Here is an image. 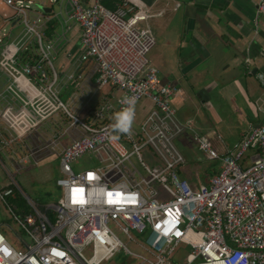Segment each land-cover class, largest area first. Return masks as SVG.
Masks as SVG:
<instances>
[{
  "label": "built area",
  "instance_id": "2783aa9c",
  "mask_svg": "<svg viewBox=\"0 0 264 264\" xmlns=\"http://www.w3.org/2000/svg\"><path fill=\"white\" fill-rule=\"evenodd\" d=\"M2 1L22 30L16 37L5 30L0 36V153L16 171L37 166L46 151L56 153L62 196L44 209L28 197L27 212L6 207L31 244L21 242L23 249L16 250L0 233V264H102L118 251L141 264H264V122L220 153L206 133L179 120L176 85L164 82L148 60L156 45L149 22L163 13L152 14L139 0H124L115 11L104 0L86 6L65 0L68 19L81 28L78 63L94 61L96 88L121 93L118 101L105 98L80 118L60 98L56 45L45 34L53 18L40 10L57 0ZM256 4L264 15V0ZM65 77L74 81L75 72ZM257 79L264 87V73ZM125 97H135L132 126L117 134L111 125L114 114L127 107ZM144 100L152 110L137 123ZM61 110L68 127L36 149L27 148L26 140ZM69 132L74 137L58 152L59 139ZM185 134H191L204 162L219 164L207 183L194 185L181 174L187 159L177 142ZM25 147L28 151H18ZM145 149L158 160L153 167L142 159ZM88 153L98 166L75 172L74 162ZM9 175L11 183L0 190L4 203L16 190L24 194ZM181 247L187 248L184 258Z\"/></svg>",
  "mask_w": 264,
  "mask_h": 264
},
{
  "label": "crops",
  "instance_id": "0c3cea01",
  "mask_svg": "<svg viewBox=\"0 0 264 264\" xmlns=\"http://www.w3.org/2000/svg\"><path fill=\"white\" fill-rule=\"evenodd\" d=\"M92 1L82 0L85 6L91 5ZM123 1L121 0V2ZM139 2L150 7L152 14L163 13L162 16L151 19V21H159L160 27H166L162 40L163 54L167 60L173 58L172 60L178 62L180 72H183L185 78L194 72H206L207 75L212 76H219L217 72H221L230 77L222 83H211L207 88L219 90L225 100L224 103L227 104L228 102L238 111L242 120L241 125L244 126L245 130L239 128L240 130H238L236 139L232 144L225 142L214 128L212 130L207 128L209 130L204 132L207 134L208 141L218 152L224 153L226 150H230L242 140L251 128L264 122V87L257 79L258 74L264 73V15L258 14L256 0H139ZM177 3H180V7L175 8ZM0 6H4L11 12L9 15L5 13L3 16L0 15V34L2 35L4 30L6 31L5 26H8L9 30L6 32H10L12 37H16L21 32L14 34L13 31L20 27L19 23H16L12 10L2 0H0ZM40 10L50 14L53 18L48 23L45 34L49 40L55 41L56 58L58 59L59 56L60 59L57 72L61 82L64 79L67 80L66 77L64 78L67 70L75 71L76 78L70 83L76 92L69 97V103L75 112L83 110L84 117H86L91 109L95 108L103 99L118 101L120 92L109 88L108 91L102 93L96 88V77L94 76L96 63L94 61L78 63L77 55L80 48L81 28L68 19L67 2L57 0L56 4H47ZM4 17L8 18V22H3ZM173 25L176 28L174 36L171 35ZM169 72L175 71L170 69ZM164 82H173L178 89L173 99V105L177 110L179 120L183 123L193 122L196 127L203 126L205 122L197 114L192 118L191 114L187 113L188 108L195 104L193 97L188 92H181L176 79ZM80 88L86 90V97H79L78 90ZM203 92L199 93V103L203 96L205 97ZM201 93L203 96L200 95ZM74 97L78 100L82 99L83 102L76 104L72 101ZM146 101L150 102L149 100ZM201 107H205V101H202ZM211 110L215 111L214 107H211ZM145 111L146 108L140 104L137 109V123L144 119ZM218 136L221 141L218 140ZM29 139L26 140L25 144L30 149ZM191 140V134H185L179 138L177 143L184 149H192L193 140L190 144ZM39 141H41L40 138ZM66 146L60 144L57 151L59 152L61 148ZM26 147L24 151H28ZM50 155H55L58 158L56 153L46 151L42 154L41 159H48ZM186 159L187 163L181 174L194 185L207 183L219 171L218 163H207L202 158L196 159L193 155L186 157ZM201 160L202 162H200ZM17 209L20 213L27 212V202L24 203L23 207H17ZM136 250L138 251V249ZM136 261L137 264H141L138 260Z\"/></svg>",
  "mask_w": 264,
  "mask_h": 264
},
{
  "label": "rangeland",
  "instance_id": "374dc122",
  "mask_svg": "<svg viewBox=\"0 0 264 264\" xmlns=\"http://www.w3.org/2000/svg\"><path fill=\"white\" fill-rule=\"evenodd\" d=\"M3 8L5 7L0 6V10H2L0 11L1 16H3V13L8 15L11 14L10 10ZM149 25L152 26L156 34V45L148 54V60L150 64L159 71L162 80L168 81L171 79H176L180 85L181 92H188V94L193 97V103L195 104L188 108L187 113L191 114L192 118H194L195 114H197V116H199L200 119L205 123L203 126L196 127L192 122V128L201 134H203L207 130V128H209L210 130L214 128L217 133L222 136V139L225 142H228L230 144L234 143V140L236 139L235 136L237 135L238 130H240L239 128H241V130H245L244 126L241 125V117L238 114V111H236L228 102L227 104L224 103L225 100L223 98V95L219 92L218 89L214 88L211 90V87L207 88V86L211 85V83H222L230 77L221 72H217L219 76L207 75L206 72H194L188 74L185 78L183 72H180L178 62L172 60V55V59L167 60L166 56L163 54L164 46L162 40L166 32V27H160L159 21L156 20L150 21ZM5 29L6 31H8L9 27L5 26ZM21 30L22 28L19 27L14 30L13 33L18 34L21 32ZM174 30H176V28L173 25V31L171 33L172 36L176 34ZM53 63L57 69L60 63L59 56L58 59L56 58ZM170 69L175 72H169ZM67 72L75 71L69 70ZM67 75H69V73ZM58 89L62 102L70 111L75 112L74 108L71 107V104L69 103V97H71L73 93L76 92L75 88L71 86L70 81H68V79H64L61 82L60 80ZM98 90L102 91V93H105L109 90V88L103 87ZM85 91L86 90L82 88L78 90L80 98L86 97ZM200 92L205 93V97L203 96V93H201L200 95L203 96V99L200 100L199 103L198 101ZM210 98L212 99L211 101L209 100ZM72 101L76 102V104H81L83 102L82 99L78 100V98L76 97H74ZM202 101H205L204 108L201 107ZM141 104L146 108L145 114L147 115L148 112L152 110V104L146 100H144ZM211 107H214L215 111H212ZM183 111L181 112L183 113ZM75 114L80 118H83L85 115L83 110L76 111ZM69 122L70 119L67 117L66 113L63 110L59 111L58 116L46 120L42 124V127L39 129L37 134L30 137V149H36L40 144L45 143V141H49V139L54 135L59 134V132H63L68 127ZM188 136L190 137V135ZM73 137L74 134L72 132H69L68 135H65L59 139V143L61 144V146H66L69 144L71 138ZM39 138L41 141H39ZM190 144H192V140ZM191 146L192 149H184L180 145H178V148L187 158L193 155L196 157V159H203L202 153L196 148V146L194 144H192ZM23 150L24 148L18 149V151ZM142 159L149 167H153L158 163V160L154 157L150 149H145L142 151ZM1 162L6 166L8 171L3 167ZM200 162H202V160ZM97 166L98 160L94 158L93 154L88 153L74 162L73 169L75 172H82L88 169L96 168ZM9 174L14 175L16 182L19 184L24 194L16 190L13 196L5 198V203L0 199V233L6 238L8 243L14 249L22 250L23 245L21 242L31 244L30 239L23 235L20 230H18L16 223L14 222L12 216L8 213L6 207H18L21 205L23 206L24 203L27 202L26 197L30 198L40 208H46L57 203L62 196V190L56 185V181L60 177L59 160L55 155H50L48 159H41L37 166L29 165L22 170L16 171V168H13L8 162L6 155L4 153H0V190L11 183ZM208 174H210V171H208ZM156 189L158 193H160V195L166 198V194L162 189ZM111 228L117 234L119 239L124 244H126L130 250H135V245L133 243H130L126 236L121 234L117 229H114L113 226H111ZM134 236L135 238H138L139 241L143 242L144 239L142 236ZM179 251L181 258H184L187 248L181 247ZM102 264H137V261L131 259L125 252L118 251L110 261H105Z\"/></svg>",
  "mask_w": 264,
  "mask_h": 264
},
{
  "label": "clouds",
  "instance_id": "9594fccd",
  "mask_svg": "<svg viewBox=\"0 0 264 264\" xmlns=\"http://www.w3.org/2000/svg\"><path fill=\"white\" fill-rule=\"evenodd\" d=\"M127 107L122 108L119 112L114 114V123L111 129L114 133L127 134L130 132L133 121V106L135 105V97H125L122 101ZM111 138H116L115 136Z\"/></svg>",
  "mask_w": 264,
  "mask_h": 264
},
{
  "label": "trees",
  "instance_id": "16d2710c",
  "mask_svg": "<svg viewBox=\"0 0 264 264\" xmlns=\"http://www.w3.org/2000/svg\"><path fill=\"white\" fill-rule=\"evenodd\" d=\"M122 2H121V0H104L103 1V5L107 8V9H109V10H111V11H115L116 10V7H117V5H120ZM17 200V199H16ZM19 208L20 207H23L22 205L21 206H18ZM45 207H43V208H41V209H44Z\"/></svg>",
  "mask_w": 264,
  "mask_h": 264
},
{
  "label": "water",
  "instance_id": "95a60500",
  "mask_svg": "<svg viewBox=\"0 0 264 264\" xmlns=\"http://www.w3.org/2000/svg\"><path fill=\"white\" fill-rule=\"evenodd\" d=\"M48 12H51V10H48Z\"/></svg>",
  "mask_w": 264,
  "mask_h": 264
}]
</instances>
